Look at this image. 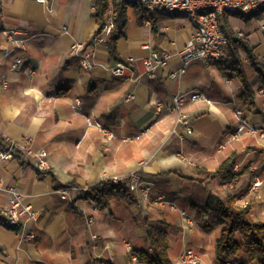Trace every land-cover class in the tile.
<instances>
[{
	"label": "crops",
	"instance_id": "crops-1",
	"mask_svg": "<svg viewBox=\"0 0 264 264\" xmlns=\"http://www.w3.org/2000/svg\"><path fill=\"white\" fill-rule=\"evenodd\" d=\"M1 1L0 135L15 142L23 154L27 146L48 149L51 164L43 177L36 164L22 160L23 155L0 166L4 184L16 187L23 203L37 211L36 216L23 218L22 233L0 226L1 264H91V258L96 264H146L132 260L127 243L137 252L149 248L147 216L160 220L168 231V253L174 262L192 246L202 264H221L215 245L222 225L198 207L209 194L222 199L236 195L240 205L252 201L251 215L264 221V139L228 135L238 125L235 104L253 116H246L251 122L264 127L263 86L247 56L242 53L256 93L253 107L242 105L243 88L236 74L210 60L191 62L179 78L169 76L171 69L182 65L180 51L192 33L183 16L160 19L154 30L149 17L140 24L135 9L129 7L126 36L117 41V50L134 61L116 76L111 67L117 62L110 60L105 42L90 45L97 62L91 69L82 68L80 56L72 51L75 42L90 40L99 27L92 16L95 0ZM111 13L112 6L107 15ZM223 19L224 28L245 33L264 64V11L249 19L235 14ZM3 31L14 33V40ZM155 47L170 57L168 66L159 67L150 78L144 59ZM16 57L23 60L21 68L13 67ZM197 90L215 104L187 101L181 106L192 123L193 132L188 133L177 124L179 110L172 105L175 96ZM128 93L134 98L126 100ZM86 116L100 119L116 137L107 143L98 129L88 125ZM219 144L225 147L219 149ZM231 154H236L235 169L241 173L237 179L223 182L204 173L215 171ZM164 155L176 160H166L165 166ZM135 171L156 192L175 200L189 219L148 204L135 192V205L113 200L99 207L93 200L77 199L78 191L63 198L55 188V183L86 188ZM255 178L262 180L260 198L251 190ZM10 197L0 189V210ZM238 239L242 241L243 234ZM226 261L256 264L246 261L243 251Z\"/></svg>",
	"mask_w": 264,
	"mask_h": 264
},
{
	"label": "built area",
	"instance_id": "built-area-1",
	"mask_svg": "<svg viewBox=\"0 0 264 264\" xmlns=\"http://www.w3.org/2000/svg\"><path fill=\"white\" fill-rule=\"evenodd\" d=\"M40 3H47L48 0H37ZM123 1V0H117ZM140 3L149 10H163L179 16L185 17L192 25V33L187 40L186 44L180 51L182 65L179 68L171 69L169 76L179 78L186 73L188 65L195 60L209 61L212 58H217L223 54L224 47L230 42V36L225 33L222 26V19L228 14L239 13L246 16H252L264 11V0H129ZM115 24L113 13L106 15V20L103 27H98L90 40L77 41L72 45V51L78 53L80 56V65L82 68L91 69L96 65V61L92 59L93 53L90 45L106 42L108 35L112 32ZM10 40H14V33L3 31ZM238 36L244 37L240 31L237 32ZM147 47L149 45H146ZM170 54L167 51L160 50L157 47L151 49L150 55L144 59L145 70L150 78H153L156 70L163 66H168ZM129 62L134 61L133 57L128 58ZM23 60L16 57L13 67L21 68ZM128 67L125 62H117L111 67L112 74L119 76L122 75L124 70ZM230 81L229 78H226ZM4 86H7V80L4 81ZM134 98V94L128 93L126 100ZM79 102V100H77ZM187 101H203L211 106L214 102L200 90L192 91L190 93L180 94L174 97L172 107L179 110L177 116V124H182L186 127L188 133L193 132L192 123L190 122L188 114L181 110V106ZM235 114L238 117V125L232 129L228 135L231 139H240L243 136H255L256 138L264 139V127L254 124L244 114L240 105L235 104ZM88 125L98 129L105 141L110 143L116 135L113 129L104 124L98 118L86 116ZM140 138V136H137ZM127 138L126 140H128ZM224 144H219V149L224 148ZM14 157L12 148L3 150L0 148V166L2 163ZM50 152L46 148L35 149L32 146H27L22 156V160L28 163H34L41 170H49ZM114 182L126 184L130 190L139 193L143 200L148 204H154L161 207H167L172 211L180 212L183 218L189 219L188 213L179 208L175 200L167 198L165 194L156 192L153 185L145 183L138 171L130 173L126 177L114 176L111 178ZM262 180L255 178L252 183L251 190L255 193L257 198L261 197ZM0 189L6 190L10 193L11 197L5 206L4 211L8 214L13 222L23 221L25 217H34L37 211L32 210L28 205L22 201L21 194L13 185L7 186L4 184L0 173ZM62 197L68 198L69 194L76 193L77 187L62 188L60 189ZM93 222L89 218L88 223ZM127 251L132 260L138 262V252L127 243ZM201 255L194 247H187L178 257V264H202ZM237 263H241L238 260ZM226 264H231L226 261Z\"/></svg>",
	"mask_w": 264,
	"mask_h": 264
},
{
	"label": "trees",
	"instance_id": "trees-1",
	"mask_svg": "<svg viewBox=\"0 0 264 264\" xmlns=\"http://www.w3.org/2000/svg\"><path fill=\"white\" fill-rule=\"evenodd\" d=\"M113 7V16L115 24L112 32L106 39V46L109 51L110 60L113 62H130L123 58L117 50V41L126 36L127 10L129 7L135 9L137 19L142 24L146 17H149L154 30L160 19L170 16H177L163 10H149L138 2L123 0H95V9L92 16L100 27H103L107 12ZM2 10V1L0 0V11ZM229 15V14H228ZM240 17L250 16L235 13ZM226 34L230 36V42L224 47L223 54L217 58H212L211 63L217 65L223 71H232L236 74L242 84V93L240 100L243 106L253 107L255 105L256 93L250 83V80L243 67L244 61L242 53L247 56L251 66L258 73L262 82L264 91V64L260 62L254 53V48L249 44L247 37H241L229 28L223 27ZM17 144L11 142L0 135V148L8 150L12 148L14 156L20 157L23 152L17 149ZM236 154L228 156L213 172L204 171L208 176H218L221 181L229 182L237 179L240 172L235 169ZM39 177H43L47 170L37 168ZM78 188L77 199L93 200L99 207H107L113 200H121L127 205H135L138 199L134 192L126 184L114 182L110 179L100 180L86 188L78 184L59 185L55 183L56 189ZM237 196L228 194L226 199H222L217 194H209L206 202L198 207L204 213L209 214L217 224H221V233L216 241L215 249L221 264H226V260L234 257L243 251L246 255V261H254L256 264H264V221L255 219L251 215L252 201L245 205L236 202ZM146 238L149 248L138 251L139 259L146 264H177L170 257L168 250L170 241L168 231L164 228L160 220L145 217ZM0 226L16 231L18 234L23 231V222H13L4 210H0ZM243 234V240L239 241L238 234ZM2 247L0 246V252ZM91 264H96L97 260L91 258ZM245 260L243 261V263ZM1 264V262H0Z\"/></svg>",
	"mask_w": 264,
	"mask_h": 264
},
{
	"label": "bare ground",
	"instance_id": "bare-ground-1",
	"mask_svg": "<svg viewBox=\"0 0 264 264\" xmlns=\"http://www.w3.org/2000/svg\"><path fill=\"white\" fill-rule=\"evenodd\" d=\"M243 114L245 115V116H248L249 117V119H253V116L249 113V112H243ZM166 160H176L175 158H173V157H167V156H161V161H162V163L166 166L167 164H166Z\"/></svg>",
	"mask_w": 264,
	"mask_h": 264
},
{
	"label": "rangeland",
	"instance_id": "rangeland-1",
	"mask_svg": "<svg viewBox=\"0 0 264 264\" xmlns=\"http://www.w3.org/2000/svg\"><path fill=\"white\" fill-rule=\"evenodd\" d=\"M231 14L234 15L233 13H231ZM221 21H222V24H225V22H226L224 19H222ZM234 32H235L236 35H238V34H237L238 31H234ZM243 34H244V37H247V36L245 35V33H243Z\"/></svg>",
	"mask_w": 264,
	"mask_h": 264
}]
</instances>
